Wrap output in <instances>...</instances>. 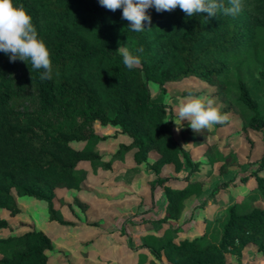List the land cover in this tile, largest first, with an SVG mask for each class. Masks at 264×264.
Instances as JSON below:
<instances>
[{
    "label": "trees",
    "instance_id": "obj_1",
    "mask_svg": "<svg viewBox=\"0 0 264 264\" xmlns=\"http://www.w3.org/2000/svg\"><path fill=\"white\" fill-rule=\"evenodd\" d=\"M228 5V0H224ZM31 15L38 39L46 44L52 62V78L41 80V70L0 51V209L16 217L20 209L13 190L45 200L50 219L64 220L54 207L56 189H80L82 163L97 165L102 156L94 142L106 139L95 124L118 127L130 138L121 144L112 161L133 152L137 165L147 164L152 152L159 155L152 168L163 165L176 171L183 158L196 171L198 166L176 140L166 122L167 106L155 98L149 82L158 84L162 95L166 85L196 78L217 89L216 95L233 105L247 126L264 129V103L256 100L249 79L264 80V0H242L236 16L207 13L187 16L179 7L158 12L147 9L151 24L132 31L122 18L123 9L110 11L99 0H14ZM127 45L139 55L138 67L128 69L119 47ZM137 49H142L138 52ZM195 137L182 131L189 144ZM221 163L227 173L236 159L219 151L208 155ZM264 170V155L259 163ZM257 187L241 204L232 205L212 239L203 234L179 239L173 227L161 235L146 234L143 246L161 263L227 264L229 254L241 259L250 243L264 256V208L256 206L264 198V177L254 173ZM169 178L158 177L152 189L162 186L167 201L161 223L179 220L186 202L203 192L202 182L186 178L184 187L167 185ZM228 184L219 185L224 190ZM215 194V195H214ZM215 190L212 199H217ZM215 196V197H214ZM211 199V200H212ZM0 228H9L0 220ZM54 248L50 236L39 230L0 238V264H50Z\"/></svg>",
    "mask_w": 264,
    "mask_h": 264
},
{
    "label": "rangeland",
    "instance_id": "obj_2",
    "mask_svg": "<svg viewBox=\"0 0 264 264\" xmlns=\"http://www.w3.org/2000/svg\"><path fill=\"white\" fill-rule=\"evenodd\" d=\"M244 79L248 80L254 98L264 103V80L258 75L254 79ZM149 87L153 96L163 99L166 104V122L198 169L192 170L183 158L181 171L166 164L157 173L152 168L159 158L156 152L150 154L147 164L137 165L133 152L124 153L122 159L112 161L120 145L129 143L130 138L121 134L118 127L102 126L97 122L96 132L106 137L94 142L102 161L97 165H79L78 170L84 174L80 189L60 187L55 192L54 207L65 223L59 224L50 219L45 200L14 189L13 196L20 213L13 217L9 211L0 209V220L9 224V228H0V238L22 235L33 229L46 233L54 245L48 253L50 264H109L111 261L153 264L150 260H158L149 251L140 249L133 252V247L144 243L146 234H160L170 227L179 230L177 241L194 239L203 234L212 239L214 236L218 238L228 209L234 204H241L256 189L254 173L264 177V170L259 169L264 155V129L256 131L249 128L237 109L216 95V88L196 78L167 84L164 95L158 84L149 82ZM188 98L213 99L214 106L229 115V121L198 133L193 131L187 120L179 121L177 116L180 104ZM173 120H177L181 129L179 132L175 130L177 125ZM183 130L195 134L189 144L182 140ZM215 151L225 156L234 154L236 160L226 174L220 171L221 163L210 162L208 158ZM158 177L169 178L167 185L176 188L184 187L186 178L204 185L201 195L187 200L183 215L177 221H158L166 199L162 186L152 189ZM223 183L228 184L227 187L218 190ZM213 190L218 193L216 198L220 202L212 199ZM256 206L264 208L263 197L256 202ZM227 261V264H264V256L255 243H250L241 259L229 254ZM161 263L169 264L165 257Z\"/></svg>",
    "mask_w": 264,
    "mask_h": 264
},
{
    "label": "clouds",
    "instance_id": "obj_3",
    "mask_svg": "<svg viewBox=\"0 0 264 264\" xmlns=\"http://www.w3.org/2000/svg\"><path fill=\"white\" fill-rule=\"evenodd\" d=\"M99 3L110 11L122 8V18L129 22L131 30L135 32L145 30V21L151 24V16L146 14L151 7H155L158 12L172 11L179 7L189 17L199 13H207L209 17H215L218 13L236 16L243 8L242 0H228L227 6L224 0H99ZM0 51L9 55L11 62H30L31 71L42 69V81L52 78L50 52L43 40L38 39L31 15L22 5L16 6L14 0H0ZM117 52L128 69L140 65V56L128 47H119ZM214 105L211 98H188L178 108V120H187L189 127L197 133L211 129L216 124L227 123L229 115ZM173 121L177 125L175 130L179 132L181 129L177 120Z\"/></svg>",
    "mask_w": 264,
    "mask_h": 264
},
{
    "label": "crops",
    "instance_id": "obj_4",
    "mask_svg": "<svg viewBox=\"0 0 264 264\" xmlns=\"http://www.w3.org/2000/svg\"><path fill=\"white\" fill-rule=\"evenodd\" d=\"M166 205H167V201H166V199H165V202H164V206H163V208L161 209V211H160V216H159V218L158 219H161L162 217H163V215H164V212H165V209H166ZM154 234H156V235H161L162 233H160V234H158V233H154ZM133 252H135L136 250L139 252V250L140 249H142L143 251H149L147 248H145L144 246H143V242L139 245V246H135V247H133ZM150 262L151 263H153V264H160L158 261H156V260H150ZM109 264H119V263H117L116 261H111ZM124 264H127V263H124ZM129 264V263H128Z\"/></svg>",
    "mask_w": 264,
    "mask_h": 264
}]
</instances>
